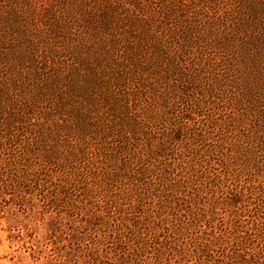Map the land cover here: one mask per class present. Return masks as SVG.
<instances>
[{
    "label": "rangeland",
    "instance_id": "obj_1",
    "mask_svg": "<svg viewBox=\"0 0 264 264\" xmlns=\"http://www.w3.org/2000/svg\"><path fill=\"white\" fill-rule=\"evenodd\" d=\"M51 1L17 0L12 7L0 3V127L17 122L37 125L48 119L47 133L52 135L68 120L76 126L86 124L88 116L95 117L98 104L106 101L98 78L110 76L109 62L115 74L114 60L126 52L124 45L113 46L112 39L121 38L128 28L113 23L75 28L74 41L58 42L43 15ZM87 1L94 7L104 3ZM163 1L165 9L170 7V21L176 27L172 29L177 37L170 43L215 45L225 35L206 21L218 17L214 0ZM125 2L109 0L108 6L121 10ZM243 3L222 0L220 14H228L235 6L236 14ZM192 13L205 19L194 21ZM226 18L229 23L230 18ZM170 36L167 28H161V41L158 38L156 43L164 44ZM57 48L65 49L64 61L56 54ZM129 51L137 62L129 74L130 88L150 84L148 93L138 97V102L142 101L139 115L150 126V142L146 136L141 140L150 144L135 150L142 159L137 155L108 165L92 153L95 166L91 167L88 157L81 156L77 141L62 145L56 138H48L47 151L61 159L82 160V168L88 169L78 173L88 177V171L93 170L91 180L79 179L80 184L56 199L46 189L33 190L24 184L5 189L0 181V264H209L213 259L243 261L248 253L264 261V240L253 231L264 214V155L251 156L243 149L239 157L233 152L230 158L207 154L202 168L197 161L192 163L185 153L196 146L191 140L201 139L197 145L208 143L193 136L199 133L203 117L192 113L191 120L182 121L184 129L176 133L183 96L180 86L166 78L169 60L157 62L156 70L146 72V63L152 66V61L135 45ZM152 88L158 92L153 93ZM203 95L210 112L209 95ZM21 141L22 135L15 143L6 144V150L21 154ZM194 152L200 153L197 149ZM226 164L235 165L237 179L228 176ZM258 164L262 177L256 178L253 173ZM106 183L115 191H129L121 206L105 205L102 192L82 194L83 187L97 191ZM208 242L212 244L206 251ZM169 247L186 253L184 262H175L176 251L172 252L174 257L169 252L161 256V250Z\"/></svg>",
    "mask_w": 264,
    "mask_h": 264
},
{
    "label": "trees",
    "instance_id": "obj_2",
    "mask_svg": "<svg viewBox=\"0 0 264 264\" xmlns=\"http://www.w3.org/2000/svg\"><path fill=\"white\" fill-rule=\"evenodd\" d=\"M16 1L0 0V3L5 7H12ZM242 1L243 6L238 8V13L235 14V6L228 14H220L219 5L222 0H214L218 17L207 18L206 21L211 27L221 28L226 32L215 45L170 43H174L177 33L172 29L176 27L172 26L170 21L171 9H165L163 0H126L121 10L108 6L109 0H104L103 6L99 7H94L87 0L48 2L51 7L48 6L43 15L49 28L54 29L59 37L58 42L74 41L77 36L75 28H99L113 23L121 28H128L121 34V38L118 36L112 39L113 46L124 45L126 52L114 60L115 74L112 75L109 62L110 76L98 78L106 101L98 104L95 117L88 116L84 122L86 124L77 125V128L68 120L63 125H58L52 135L47 133L48 119L45 123H36L37 125L23 126L21 122H17L12 127H0V181L3 187L8 189L24 184V187H32L33 190L42 188L52 192L56 199L68 189H74L80 184L79 179L86 183L91 180L90 174L93 170L88 171V177L78 173L82 172L79 169H88L82 168V160L77 162V159L72 157L61 159L46 150L45 142L50 137L56 138V143L62 145L77 141L81 156L88 157L87 161L91 167L95 166L90 156L92 153L108 165L120 158L129 160L138 155V159H142L135 150L140 145L150 144L141 141L146 136V141L150 142L147 134H150V126L148 127V122L139 115L138 104L141 105L142 101L138 102V97L148 93L150 84H141L140 87L135 84L134 89L130 88L129 74H133L134 66L137 65L133 58L135 54L129 51L134 45L142 51L143 56L152 61V66L146 63V72L156 70L157 62L169 60L165 66L166 78L172 84L180 86V94L183 96V107L176 119V124L179 123L176 133L184 129L181 123L191 120L192 113L203 117L199 133H194L193 136L202 137L203 143H208L197 145L198 142L202 143L201 139L191 140L196 146L185 153L192 163L197 161L202 168L207 154L230 158L231 154L235 153L239 157L243 149L251 156L264 155V0ZM226 17L230 18L229 23ZM191 18L203 22L205 16L192 13ZM181 23H184L183 20ZM161 28H167L171 35L170 41L164 44L160 42L159 37ZM158 38L161 44L156 43ZM64 52V48H57L56 54L61 60L66 57ZM201 87L206 90L202 91ZM152 90L153 93L158 92L155 88ZM202 92L209 95L212 103L210 112L206 109L207 103ZM130 96L132 105L129 103ZM108 105L117 106L123 112H118ZM205 115H210V118H205ZM90 120L91 122H87ZM140 131H144L143 136L139 135ZM21 135L22 153L11 154L6 150V144L15 143ZM196 149L200 153L194 152ZM226 165L227 169L230 168L228 176L237 179L239 171L234 168L235 165ZM243 166L248 168L247 164ZM254 171L253 174L259 178L261 166L258 164ZM169 172L172 175L173 172ZM139 185L141 184H136ZM100 188L103 189L93 191L83 187L81 191L83 195L91 191L93 196L102 192L101 195L106 199L105 205L110 207L121 206L119 203L127 200L129 194L128 190H113L108 183ZM262 203L264 206V201ZM259 218L253 231L264 240V214ZM182 231L181 229L180 235ZM167 240L165 237L164 241ZM211 244L212 242L205 243L206 251L210 250ZM173 251L178 255L175 262H184L187 254H180L175 247H169L168 251L161 250L160 254L163 256L169 252L168 255L174 257ZM246 255L243 261L237 259L230 263L225 259H213L209 264H264V261L253 253Z\"/></svg>",
    "mask_w": 264,
    "mask_h": 264
}]
</instances>
